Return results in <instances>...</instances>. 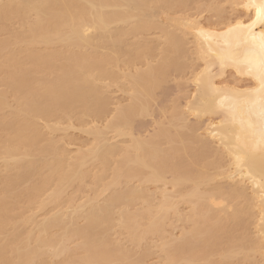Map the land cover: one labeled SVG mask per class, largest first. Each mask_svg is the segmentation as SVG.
<instances>
[{"label": "bare ground", "instance_id": "obj_1", "mask_svg": "<svg viewBox=\"0 0 264 264\" xmlns=\"http://www.w3.org/2000/svg\"><path fill=\"white\" fill-rule=\"evenodd\" d=\"M199 1L0 0V33L5 22L24 28L0 42V84L7 88L0 92V264H50L60 256L64 262L60 258L55 264H146L153 250L141 246L149 238L160 242L153 247L164 255L161 264H264L259 93L264 24L256 22L250 32L247 28L256 21L252 5L261 0H228L245 15L216 16L214 23L209 21L213 26L173 17ZM207 1L214 8L217 0ZM166 12L181 34L161 25L160 15ZM158 27L166 44L162 63L126 74L115 71H123L121 64L131 68L149 61L159 47L132 51L133 42L126 45L128 53L124 44L128 37ZM188 59L202 62L194 75L193 101L184 112L176 109L169 125L161 123L153 137H135L134 123L151 112L155 88ZM228 70L249 85H219ZM123 78L132 85L131 104L112 111L108 90ZM186 112L199 120L207 117L205 128L189 123ZM65 119L105 124L87 131L94 135L92 146L72 156L66 144L61 147L65 145L45 132L60 131L58 124ZM69 124L74 128V122ZM125 136L132 145L115 140ZM96 164L101 175L94 177L95 185L109 172L112 177L102 190L80 200L79 186L91 178L87 170ZM170 173L174 192L166 187L159 195L147 190L145 185L165 183ZM135 180L137 187L130 186ZM74 185L79 189L68 195ZM107 191L111 194L100 202ZM180 199L188 203V213L180 210ZM138 202L141 209L134 208ZM23 203H37L39 210L56 207L37 220L34 214H16ZM170 215L189 222L190 229L180 237L166 235ZM118 226L128 233L124 242L131 246L121 242L124 238L113 239ZM73 241L76 246L71 247Z\"/></svg>", "mask_w": 264, "mask_h": 264}, {"label": "rangeland", "instance_id": "obj_2", "mask_svg": "<svg viewBox=\"0 0 264 264\" xmlns=\"http://www.w3.org/2000/svg\"><path fill=\"white\" fill-rule=\"evenodd\" d=\"M199 2H200L199 3L200 5H190L185 10L179 9L176 13L173 14V17H175V18L191 17L192 19H196V21L198 20L201 23H204V25H206L208 23L209 26H213V25H210L211 23L209 24V21L210 22L213 21L212 23H214L216 21V16L221 15V16H224V18H228V17L229 18H235V17L240 16V15L241 16L245 15L242 10H240V9L235 10V8H232V6H231L232 2H230L228 0L214 1L213 7L215 9L219 8L220 12H218L214 8L210 7L212 2L210 3L207 0H200ZM200 7H203V8H200ZM214 16H215V18H214ZM160 21H161V25L163 27L168 28V30H170V31H174L175 33L181 34V30H180L181 27H177L176 25H173V23H171L169 20H167V12L164 13L163 15H160ZM14 22L15 23H13V22H5L4 23L5 30L0 33V42L8 40L10 38V34L12 32H21L24 30V28L22 27L21 24L17 23L16 21H14ZM186 39H188L189 42L190 41L192 42V40L190 39V36L186 37ZM189 42H188V49H190L189 46H192V48H193V44L192 43L190 44ZM130 43L131 44L133 43V45H134V46L132 45L133 46V48L131 49L132 51H134V49H136L137 47L143 46V45L151 46V47H159V49L152 55V57L149 59V61L141 62L138 66L131 67V68L121 64L120 67L123 71H121L118 68H115L114 69L115 71H118L120 74H126V73L133 72L135 69L146 70V69H148V67L150 65L156 66V65L162 63L163 52L161 51V49L164 48L166 46V44H165V37L162 36V32H161L159 27H158V29L153 28V29L141 34L140 36L138 35V37H136V38L134 37L133 39L128 37L125 41V44H124L125 52H128V53L132 52L128 48H127L128 50L126 49V45L129 46ZM131 44H130V47H132ZM15 48L18 49L19 46H18V48L16 46L12 47V49H15ZM52 48L55 49L54 47H52ZM38 49L39 50L46 49L47 52L50 50V48H45V47L44 48L38 47ZM128 56H129V54L124 58L125 61H128L130 59L129 58L130 56L129 57ZM189 57L195 58L196 56L193 55L192 57L191 56H189ZM63 63H65V62H63ZM192 63H194V65ZM185 64L186 65L183 69H181L180 71L178 70L179 72L176 70L177 72L174 71V72L169 73L168 77H166V79L163 82H161L158 87L155 88V90L153 91V100L150 101L151 102L150 103L151 104V106H150L151 112L149 113V115H145V117H143V116L140 117L139 119H137V122L134 123L135 129H134L133 133H134L135 137H140V138L146 139V140L153 137L155 134H157L159 132V130H160L159 127H161L160 126L161 123L162 124L165 123V124L169 125L170 119L172 118V115L174 114L176 109L184 112L186 104L188 102L193 101V96H195L194 93L196 90V86H195L194 81H193L194 75L196 72H198L200 70V68L202 66V62L195 61L194 59H192V60L188 59V61H186ZM58 65H60V62H58ZM171 71H173V70H171ZM238 81H239V83H238ZM238 81L236 80L233 71L228 70L226 72V74L221 79L218 80V84L220 83L221 86H233V83L234 84L237 83L241 87H245V86H248L250 83L249 81H245V80H238ZM131 86L132 85L127 80H125L123 78L120 80L119 84H117V85L113 84L111 89L108 90L107 95L111 96V99H110L111 104L113 103L112 106L110 105V108L112 111H116V109H118L120 106H126V105L131 104L130 95H132V94H131V90H129L130 89L129 87H131ZM5 90H7V88L4 85L0 84V92L5 91ZM10 94H12V93L8 94L9 95L8 101L11 104V106H13V104L15 106V100H14V97L12 96L13 94L12 95H10ZM114 114H115V112H114ZM185 114H187V112ZM114 116L115 115H112V117H114ZM185 116H187L189 123H191V124L196 123V126H199V128L200 127L203 128L208 123L207 117H203L201 119L203 124L200 126L199 123H201V120L194 117L193 115H190L189 113ZM197 119L199 120V122ZM84 120L86 121V123H85V121L77 122L76 120L70 121L69 119H65L59 124L55 121H52L50 123H46L45 121H41L40 123H42L44 125L45 124H48V125H57L58 124L61 127V130L58 132L52 133L51 131L49 132V130L48 131L45 130V132H47V134L49 136L48 138H53V140L58 141L60 146L66 144L68 148L66 147V145L61 146V147H65V148L71 150L72 153H70V155L77 156L81 152H86L88 149H90V147L93 144L94 135L89 134L87 131H90V129H92L94 127H96L95 129H97V130L103 129V126L105 124V123H102L99 121L92 122L90 119H84ZM204 121H206V122H204ZM69 122H71V123L74 122V124H75L74 128H71ZM42 124H41V126L44 127V125H42ZM92 131H95V130H92ZM171 131H172V133H175L173 129H171ZM200 131L199 132L202 133L203 129ZM109 136L114 137V136H116V134L110 133ZM115 140L120 141L119 143H121V144L123 143L126 145H132V141H130L131 139L128 136L116 137ZM115 140L113 142H115ZM67 143H69L70 145H68ZM167 147H168L167 145L164 146V148H167ZM1 166L2 165L0 164V169L3 170L1 168ZM95 166H96V168H95ZM95 166L93 165L90 167L89 170H87L90 172L91 178H86L85 183L82 184V186L80 184L82 189L79 186L80 190H79V193L77 194L78 195L77 197L81 198L80 200L84 201L87 197L93 196L94 191L97 189L99 191L102 190L103 186L106 183H108L112 177L113 173L109 172L106 175L107 177H106L105 181L100 182L98 185H95L94 184V177L96 175H98V176L101 175V172H98L99 167L97 166V164ZM166 179H168V180H166L165 183L147 184L145 186L149 192L155 193L157 195H159V193L165 187L167 189L169 188V190H168L169 192H172V191L174 192L173 187H172V183H171V181L173 179V175L171 173L167 174ZM77 184L79 185V183H77ZM138 184H139V182H137L135 180V181H132L131 184H129V185L130 186L133 185V187H135V186L137 187ZM164 184H167V185L165 186ZM75 185L73 186L74 188L72 187V188L67 190V194L68 193L71 194L72 192H74V194H75V190H76L75 188L78 187V185H76L77 187ZM79 188H77V190ZM110 192L111 191H107L102 196H100L99 197L100 202H102V201L104 202V200H106V198L109 197V195L111 194ZM180 200H182V199H180ZM180 200H178V201H180ZM157 202H159V201H157ZM186 204H188V203H186L184 200H182V202H180V204H178V205H180V207H179V208H181L180 210H182V211L184 210L183 213H186V212L188 213L190 211L189 206ZM53 205L54 204H52V206H51V204H50V206H48L45 210L44 209L39 210V209H37L38 208L37 203L30 205V206L28 204L23 203V204L19 205L21 209L19 208L20 210L16 214L20 213L19 217H22L24 215L29 216V215L34 214V215H36L37 220H40V219L42 220V218L44 219V215L46 213H48V212L54 213L53 208H55L56 205H55V207ZM142 207H143V203L138 202L134 208L135 209H141ZM175 217L176 216L170 215V219H168L169 221L166 225L165 234L168 236H171V234H173L175 237H180V235H182L184 230L187 231L188 229H190L191 224L189 222L179 221L178 218L177 217L175 218ZM83 222L84 221L81 220V221H79V224H84ZM115 228L116 229H114V232L112 234L113 239L114 238H116V239H119V238L123 239L124 238L123 241H121V242L125 243L124 241L127 239V236L129 238V235H127L128 233H126V231H124V229H119V226L115 227ZM115 230H117V232H115ZM59 231L60 230H58L56 233L58 234ZM54 232H55V230H54ZM250 232L252 233V236H254V227L253 226L251 227ZM114 233H115V235H114ZM122 239H119V241ZM80 241L81 240L77 239L76 244ZM73 243L74 244H71V247H72V245H75V241H73ZM80 243H78V244H80ZM126 243L129 245L127 246ZM126 243H125L126 245L124 244L126 247L131 246L130 243H128L127 241H126ZM159 243L160 242H158L156 239L149 238V240L146 242V245L144 243L142 244L143 246H141V247L143 248V250H144L145 246L146 247L151 246V248L153 250L152 251L153 255L149 256L146 264H161V262L163 261L162 258L164 259V257H163L164 255L160 253L161 251H159V249H157L158 247L156 245H155L156 248L153 247L154 244H159ZM139 250L137 251V249H136L137 252H139ZM143 250H141V251H143ZM61 257L62 256H60V258ZM63 258H61L60 261L63 260L62 262H64ZM59 259H56V260L53 259V261L50 262V264H53L54 260H55L54 264L60 262ZM63 264H66V261ZM191 264H204V263L196 262V263H191Z\"/></svg>", "mask_w": 264, "mask_h": 264}, {"label": "snow or ice", "instance_id": "obj_3", "mask_svg": "<svg viewBox=\"0 0 264 264\" xmlns=\"http://www.w3.org/2000/svg\"><path fill=\"white\" fill-rule=\"evenodd\" d=\"M252 7L257 9L256 12V21L253 22L252 25H248L247 28L249 29V32L251 31V28L254 26L256 22H259L261 24H264V0H261L259 4H253ZM238 29L243 28L245 26L243 25H237ZM230 31H233L230 29ZM259 74H260V89L259 93L262 97L261 99V135L262 138H264V38H262L261 44H260V58H259Z\"/></svg>", "mask_w": 264, "mask_h": 264}]
</instances>
